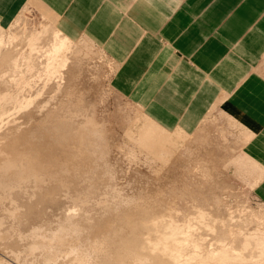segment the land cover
I'll return each mask as SVG.
<instances>
[{"label":"bare ground","instance_id":"obj_1","mask_svg":"<svg viewBox=\"0 0 264 264\" xmlns=\"http://www.w3.org/2000/svg\"><path fill=\"white\" fill-rule=\"evenodd\" d=\"M43 24L46 25L47 23ZM42 25L41 29L47 30L48 27L43 25V27H46L43 28ZM39 30L40 28L37 31ZM43 30L40 33H42ZM24 31L26 33L24 36H22L24 32H21V35L18 34L26 39L25 37H27L26 35L29 33L30 36H28L30 38L27 39H30V42L28 40L26 41L30 44L33 39L36 41V38H39L38 36L40 34L38 35L37 31L32 32L34 30H31V34L27 30ZM51 33L50 37L52 38H50V44L46 42L49 46L44 45L46 48L49 47V49L40 45L42 37H45L44 34H41L42 37H40V41L37 39L39 46H41L39 48H43L42 52L39 51L40 54H42V57H38L39 54H33L35 51L30 50L32 47L28 48L26 46V51L28 48L29 52L27 51L28 53H25L26 55H22L23 53L20 54L21 57L26 56L20 59L23 62L29 64L40 62V71L43 73L38 72L37 68H35V74L33 75H35V77H40V79L43 78L41 85L42 89L46 88L49 83L51 86V82L54 81V84L51 86L53 87L51 88L52 90H50L51 92L49 89L47 90L50 92V96L43 100H34L38 103H35L32 109H28L30 107L29 103L34 99V96L32 97L33 99L31 97L21 98L20 96L23 95V92L20 93V91H30L29 88L32 86L31 82L34 81L29 82L26 78L28 82L18 81L16 83L17 89L15 88V90L18 92L17 94L14 93L15 95H13L12 92L5 93L4 96L6 97V100L5 102L0 103V128L2 124L4 126V122L2 123V121H4L5 118L3 116L5 114L7 115V112L10 109H17V111H20L19 113L22 115L19 118H23L21 121H17V119L15 122L14 120L10 121V119L6 120L5 123L7 125L5 124V127L7 129L4 127L5 131H3V133L0 132V207L8 200L10 207H4V209L6 210L7 216L12 219V225L17 227L32 226L33 229L31 230L28 227L31 232L28 231L30 235L27 234L31 236V238L27 237L30 238L31 242H28L27 240L28 243L26 242V245H28L29 251L25 248L23 254L29 252L28 254H30V258L31 255L35 254L33 256L36 260H39V263L36 262L38 264H166V262L176 264V262L180 260L178 259L179 252L177 253L176 251L177 248H179L178 246H180L178 244H181L178 243V238L181 236L177 234L181 229L178 225L181 224H176L174 222L172 219L174 212L172 215L169 211L170 209L172 211V208L169 207L173 202H169L168 199L167 201L163 200V198L167 196L158 191L156 194H154L156 191L153 194L144 191L135 197V200L133 201L129 196H125L124 198L122 194L113 189V185L110 186V182L112 183L113 181H111L112 179H109L114 178L117 174L115 167L111 165V161L108 160L111 153L110 143L103 137L102 129H100L101 127L97 124L93 115H91L93 112L91 111V113L89 109L90 114L88 113V105L85 104L84 98L76 95L78 94L75 90L78 86L77 78L81 76L79 73V71H81L79 65H73V67H69L70 69L65 65L68 59H70L68 55L69 53L71 54L73 52L75 54L73 58H76L77 61L81 62L83 61L82 59L84 56L90 54L94 55V52L88 49V46L86 45H83V48H75L73 46L74 43L72 44L69 38L59 33L58 29L53 30ZM19 35L18 37H20ZM18 37H14V39L16 38L15 40L19 39L16 43L19 42L22 44V47L24 46L22 42L26 45V42L20 39L21 37ZM2 39L0 38V42L4 40ZM47 39L48 38H46V40ZM12 40H10V43ZM20 40H22V42ZM7 41L5 39L6 43ZM5 42L3 43L4 45ZM16 43L14 41L12 42V44ZM7 44L9 45V42ZM27 45L29 46V44ZM35 45V43H32V46ZM25 47L22 49L25 50ZM36 47L37 45L35 46V49H37ZM38 50L36 51L38 52ZM15 51H17V49L14 51L8 49L0 51L1 62L4 61L6 65L10 62V65H12L11 68H15L16 63L14 62L18 60L17 57H14V54L16 53ZM17 52L20 53V49ZM84 61L86 60L84 59ZM63 65H65L70 71L66 70L69 72V75L66 74L64 71L65 69H60ZM29 66L31 67L33 65ZM65 66L63 68H65ZM29 71L31 72V70ZM30 75L32 74L30 73ZM65 75L67 78H64ZM54 78L56 79L54 80ZM50 79L53 80L50 82ZM12 89H14L13 86ZM27 89L28 91H26ZM8 94L11 97L9 99H7ZM27 95H30V93ZM38 95H40V93ZM38 95L36 97H38ZM39 101L44 102L42 103ZM98 102L100 103V101ZM33 103L34 102H32V104ZM96 103L97 102H95V104ZM26 105L28 108L25 107ZM89 107L94 108V105L91 106L90 104ZM8 121L14 123L10 125ZM127 133L129 134L130 132ZM140 133L141 136L138 138V142H140L138 143L139 146L137 144L138 147L135 146L134 148L132 145L135 140H133V143L130 146L127 145V147H125L126 143L124 146L125 148L123 147L124 150H129V153L127 154L130 155L131 159L133 157L136 158L135 153L138 152L136 149L143 148V150L139 149V152L137 153V156L140 159L137 158L139 159V162L144 164V166L145 164L149 167L159 166L160 163L164 164L163 157H167L169 154L167 155L166 151H164L165 146L163 147V145L160 144L163 139L161 137H149L142 132ZM131 134L133 133L131 132L128 138L132 137ZM132 139L130 138V140ZM129 142L131 143L132 141ZM121 143H123V141ZM129 155L127 156L129 157ZM137 158L136 160H138ZM167 158H165V161H167ZM140 165L143 166L142 164ZM203 165L204 164L201 163V166L205 168ZM149 170H151V168ZM197 173L200 176L196 179L198 182H195L193 186L194 188H197L196 191H202L201 189H203L205 190V193H187L188 195L175 193L173 194L175 198L188 196L190 198L192 197V199L202 198L201 201H205L203 198L206 199L205 197L209 196L206 191H209L211 188L209 183L212 179L211 176L209 179H203L208 175L207 171L203 169L198 170ZM211 183L210 185H212ZM115 188L120 189L121 187ZM131 206H134L136 209H129ZM162 207H168L169 210L165 209L167 212H164ZM175 212L178 213L176 210ZM161 213H168L167 215L165 214V217H169V214L172 216H170L172 219L171 221L169 220L168 223L167 221L165 222L167 224L166 226L170 229L167 233L165 231L164 234H162L163 231L160 228L165 225L163 222L164 217H162L163 214ZM160 215L163 218L161 219L163 220L162 223H164V225L160 221ZM199 215H202V212H199ZM184 216L182 218H184ZM254 217L257 222H261L258 219L260 218L259 215H254ZM168 219L169 218H167V220ZM0 222L2 223L1 219ZM34 225L37 226L34 227ZM231 228L229 227V230ZM160 229L162 232H160ZM16 230H14V232ZM21 230L22 229H19L17 231ZM22 231L24 233V230ZM14 232L12 234L13 236L17 233L22 236V232ZM5 233L4 236L2 235V232L0 233L1 236H3L0 237L1 244L7 241L9 242L11 239V236H7L6 234L8 233ZM176 234L179 237H176ZM225 234L226 233L224 232V235ZM24 235L23 237H26ZM16 236L19 237L18 234ZM8 237L10 239L6 241ZM251 238L257 241L258 255L264 257V232L261 230H255L254 232L249 233V238L246 239ZM19 240L21 241V237H19ZM184 240L190 241L191 239L185 238ZM218 240L220 241V239ZM20 241H13V244L8 243L12 246V248L10 246L12 249L10 254L16 257H13V261L10 260V262L8 261L9 258H7V263L24 264L25 259H23V257L26 255L22 257V262L20 261L21 259H17V255L22 253L19 251ZM193 243L194 248L198 247L197 242ZM17 248H19V250ZM204 252L205 257L203 258L201 256L204 255L199 254L202 259L199 260V262L196 261L197 264H203L204 260L215 259V257L223 262H229L232 259L236 261L235 259H237V257L233 255L234 253L232 254L230 250L224 246L215 247L211 251ZM250 255L253 256V254ZM27 260H29V258ZM211 261V264H213L214 260ZM33 262L32 264L35 263Z\"/></svg>","mask_w":264,"mask_h":264},{"label":"rangeland","instance_id":"obj_2","mask_svg":"<svg viewBox=\"0 0 264 264\" xmlns=\"http://www.w3.org/2000/svg\"><path fill=\"white\" fill-rule=\"evenodd\" d=\"M41 23L42 24L47 23L46 25L45 24L43 25L49 28V29L47 28L48 32L46 29H45L46 31L41 29V25H42ZM39 28L40 30L37 31ZM43 28H46V27H43ZM0 29H1L0 38L1 39L3 38L4 40L3 39L2 40L4 42H5V39L7 41V38H8L7 43L9 42V45L6 42H5V45L3 44L4 43L3 41L0 42L1 44L0 51H3L5 49L13 50V51L17 49V51H19L20 49V53L15 51L16 53L14 54L15 55L14 57H17L18 59L17 61L14 62L16 63L15 68L13 67L11 68L12 65H10V62L9 64L6 65L5 62L4 61L1 62V59H0V86H1L0 103L5 102L6 100V97L4 96L5 93L12 92L13 95L18 93L15 90V88L17 89L16 83L18 81L28 82L29 80V82L34 81V82H31L32 86L29 88L30 91H28V89L26 90L28 92L20 91V93L23 92L22 94L24 96L21 95L20 93L19 94L21 95L20 96L21 98L22 97L32 98L34 96V99L32 98L33 100H31V102L29 103L30 107L28 108L27 105L25 106L28 109H32L35 103H38L35 101H38V99L43 100L50 96V92H51L50 90H52L51 88H53L51 86L54 84L53 83L54 81L51 82L53 79H50V82L52 83V85L50 86L49 85L50 83H49L46 86V88L42 89L41 85L43 82V78L41 77L42 79H40V77L38 76L35 77V75H33L35 74L34 73V71L36 70L35 68H37L38 72L43 73L42 71H40L41 70L39 66L41 65L40 62L39 63L34 62L32 64L23 62L20 59L26 56L21 57L20 54L23 53L22 55H26L29 52L28 48L32 47L30 50L35 51L33 52V54L34 53L35 55L39 54L38 57H42L41 56L42 54H40V52L43 51V48L42 49L39 48L41 46H39L37 39L39 40L40 37H42L43 34L45 35V33L47 32L46 33L47 36L45 35V37L48 39L46 40V38L43 36L41 41L40 40L39 41L41 42L40 45H42V47H45L47 45L49 46L50 44L49 41L51 42L50 38H52L50 37L52 34L51 32L58 28L55 26L54 22L52 21L51 16L49 15L47 11H45L40 5L33 2L32 0H28L22 6L18 7L16 11H14L13 13L3 14L0 12ZM24 30L29 31L30 34L32 32L37 31L38 32L37 34L38 35L40 34L38 36L39 38H36L37 42L35 41V39H33L31 44L29 43L30 39L29 40L27 39V38H30L29 33H27L29 36L26 35L27 36L25 37L26 39H24V37L22 38V36L26 34ZM31 30H34V31L31 32ZM42 30L44 33L43 32L40 33ZM21 32L22 33L24 32L22 36H20ZM59 33L63 34L60 30H59ZM16 34H18L21 38L18 37V35ZM10 35L12 36L14 35V36L12 37ZM15 36L25 41L26 45L24 42H22V40L20 41L23 43L24 45L23 47H22V44H20L19 42L16 43V41H18L19 39L17 38L18 40H15L16 39V38L14 39ZM65 36L69 38L72 44L74 43L73 46L75 48L76 47L83 48L86 45L88 46V49L94 52L93 53L94 55L90 54L88 56L87 55L84 56L83 59L81 58L83 60V61L80 60L81 62L77 61L76 58H73L75 55L73 52L71 54L69 53L68 55L70 59H68L65 65L68 66V68L73 67V65H76V64L79 65V69L81 70L79 71V73L81 76L79 77L77 76L79 79L77 78L78 86L75 90H76V93L78 92V94L76 93L75 94L82 96L84 98L85 104L88 105V107L90 106V104L91 106L94 105V108L87 107L88 113H89V109H90V112L91 111L93 112V113L91 112L92 113L91 115H93L97 124L101 127L100 129H102L103 137L106 138L105 140H107V142L110 143L109 145L111 146V151H110L111 153H110L109 158L108 157L107 158L108 160L111 161L110 162L112 163L111 165L115 167V170L117 172V174L114 176L115 179L114 178L109 179V180L112 179L111 181H113L112 183L109 181L110 186L113 185L114 188L113 187L112 188L115 189L120 194H122L124 198L125 196H129L130 199L133 201L135 200V197H137L140 193H143L144 191L149 194L151 193L153 194L156 191L154 194L160 192L161 194H164L165 196H167L163 198V200L167 201L168 199L169 202H173L172 203L173 205L175 204L174 210H173L172 204H171L172 207L171 205L170 207L168 206L169 208H172V211L171 209L169 210L168 207L166 208L162 207V209H164L163 210L164 212H167L165 210L167 209L171 212L172 215L174 212L175 216L173 215L172 217L171 214H169V217L168 216L165 217L166 213L164 214L161 213L163 214L162 217H164V219L161 217V215H160V219L162 218L164 221L162 219L160 221L161 223L162 221L164 223L167 221L168 223L169 220L171 221L173 219L176 224H181V225H178L179 227H181L180 229L181 232L178 231L177 233L181 237H179L176 234V237H179L178 243H181V244H178L180 246H178L179 248H177V251L175 250L177 253L179 252L178 259H180L179 261L176 262V264L177 263L187 264V262L188 264H197L196 261L199 262V260L202 259L201 257L203 258L205 257L204 251H211L215 247H220V246H224L225 248L229 249L232 254L234 253L233 255L237 257V259H235L237 262L234 261V259L230 260L231 262L230 261L223 262V261L218 260V258L216 259L215 257V259L204 260L203 264H211L212 263L211 260H214L213 264H216V263L232 264L233 262H234L233 264H237V263L238 264H264V257L258 255L259 252L257 249L258 248L257 241L253 240L252 238L246 239V238H249V233L254 232L255 230H261L264 232V205L262 204L261 201H259V199L256 197L254 193V187L258 183L257 179L260 177V174L257 172V167L253 166L249 160H246L244 158V153L241 151V146H240L242 143L245 142V140L249 138V135H247V137L244 135L245 133H247L246 132L247 129H245L233 115L221 109H217V108L210 109L205 115V117L202 119L199 126L192 133L184 131L180 128L167 129L159 125L155 120L150 118L144 110H142L141 105L135 103L134 101L129 99L127 96L117 91L112 86L110 79H111L112 73L116 65L99 45H97L93 40H91L90 38L86 36H82L76 39L68 35H65ZM11 37L14 40H12ZM9 38L10 40H12V42L14 41L16 44H12V42L10 43ZM26 40H28L29 42ZM46 42L49 44H47ZM32 43L33 44L35 43L37 45L36 47L37 49H35L36 45L32 46ZM27 44H29V46ZM25 46L28 47L27 48L28 52L26 51ZM21 47L22 48L25 47V50L22 49ZM46 49H49V47H47ZM36 50H38V52ZM84 59L86 61H84ZM29 65H33V66L30 67ZM65 65L61 66L60 69L61 70L65 69L64 71L66 72L67 75H69L70 71ZM64 66L65 68H63ZM29 70H31V72ZM66 70H68L69 72ZM30 73L33 76L30 75ZM62 73L65 74L64 72ZM65 76L64 78H67V76L66 77ZM55 79L56 78H54V80ZM12 86L14 89H12ZM48 89L50 92L47 91ZM38 92L40 93V95H38L39 94ZM29 93L30 95L31 94L32 95L31 96L27 95ZM33 93H36L38 97H36L37 95ZM9 98L11 97L8 94L7 99ZM97 100L100 101V103ZM94 101L97 103L95 104ZM32 102L34 103L32 104ZM39 102L43 103L44 101H39ZM21 109H25V108H21ZM19 112L20 111H17V109H10L7 112L8 114L7 115L5 114L3 116L5 118L4 121H2V123L4 122V126L3 124L1 125L0 132L3 133V131H5V128H6L5 126L7 125L5 123L6 120L10 119V121L14 120L15 122L17 119H18L17 121H21L23 119V118L22 119L19 118L22 115ZM14 116L17 118H15ZM14 122H9V124L11 125ZM127 132L133 133L131 134L132 137H130L131 139L134 137L132 140L128 138L130 133L128 134ZM140 132L144 133L145 135L149 137L154 136V137H161L163 139V141L160 144L163 145V147L165 146L164 151H166L167 155L168 154L169 155L167 156L168 158L163 157L164 159L163 161L165 162L164 164L160 163L159 165L158 163L160 167L159 166L149 167L146 164L144 166L143 163L139 162L140 158L137 156V153L139 152L140 148H137V147L139 146L138 143H140L138 142V138L141 136ZM133 140H135L134 143H133ZM122 141L123 143H121ZM129 141H132V142L130 143ZM131 144L134 146V148L138 144V146L136 147L137 148L136 150L138 152L135 153L136 158L137 157L139 158V159L137 158L138 160H136V158L134 157L131 159L130 155L127 154L129 153V150L128 149L124 150V148L127 147V145L130 146ZM140 147H141V144H140ZM141 149L143 150V148ZM124 152H125V155H124ZM122 153L124 156L122 155ZM127 155H129V157ZM165 158H167V161H165ZM201 163L204 164L203 166L205 168L201 166ZM140 164H142L143 166H141ZM154 167L157 169H155ZM150 168L151 170H149ZM201 169L207 171L208 173V175L205 176L203 179H206V178L209 179L210 176L212 179L210 180V183L212 182L211 183L212 185H210L208 181L209 186L211 188L209 189V191L208 190L206 191V193H208L209 196L207 197L204 196L206 199L203 198V200L205 201L202 202L201 201L202 198L192 199V197L190 198L188 196L175 198L173 196V194L175 193L182 194V195H188L187 193H198V192L205 193V190L203 189H201L202 191H196L197 188H194L193 186L195 182H198L196 179L200 175H198L199 172L197 173V171ZM115 187H118V188L121 187V188L117 189ZM192 189H195V190H192ZM194 199L197 201H195ZM4 207H10L8 200L4 203V205L2 204L0 207V212L2 213V214L0 213V219L2 221V223L0 222L1 224L0 230L2 228L0 233L2 232L3 236L5 232L8 233V234L6 233L5 234L7 236L10 235L11 239L8 237L6 241L10 239L9 242L7 241L2 244L0 243L1 244L0 245V253H1L0 254V264H9L7 263V258H9L8 261L10 262V260L13 261L14 259L13 257H16L10 254L12 252V249H11L12 246L9 244L11 243L13 244L14 243L13 241L19 242L20 241L19 237H21V241H20V244L19 243L17 244H19L20 250L19 248L17 249L22 253L20 254L18 252L19 254L17 255V259L18 260L21 259L20 260L21 262L23 259H25L26 261L24 260V264L26 262H27L26 264H32V262L36 260V258H34L33 256L35 254L31 255V258H30V254H28L29 252H26L23 254V251L25 252V248H27L28 250L27 249L26 250L29 251L28 245L26 244L28 242H31L30 240L31 236H29L30 233L28 232L30 231L28 229L29 226H26L27 228L25 226H22V227L18 226L19 227L18 228L17 226L12 225L13 221L11 218L7 216L6 210L4 209ZM129 209H136V208L134 206H131L129 207ZM175 210L178 213H176ZM199 212H202L203 216L199 215ZM254 215H257V216L259 215L261 219L260 218L258 219L261 222H257L255 220ZM170 216L172 217V219L170 218ZM183 216L184 218H182ZM250 216H253V217H250ZM53 218H56V217H53ZM167 218L169 219L167 220ZM164 223L162 224L164 225ZM166 225L167 224L165 223L164 226L160 227L163 231L162 234H164L165 231L167 233L168 230L170 229ZM36 226L37 225H34V227ZM229 227L230 228L232 227L233 229L231 228L229 230ZM14 228H16L17 230L19 229L24 230L25 235L22 230L17 231ZM29 228L33 230L32 226ZM13 229L16 231L14 232ZM161 229H160V232H162ZM223 231L226 233L225 235ZM13 232L14 233L22 232L21 233L22 236H20L19 233H17L19 237L16 236L17 234H14L15 236H13L12 235ZM6 235L5 237L7 238ZM23 235L26 237H23ZM3 236H1L0 234V237H3ZM27 236L30 238H28ZM184 237L190 238L191 240L190 241L184 240L185 239ZM218 239H220V241ZM193 242H197L198 247L194 248ZM184 243H188V244H184ZM6 245L9 247H7ZM184 245H187V246H184ZM199 254L204 255V256L200 257ZM250 254H253V256ZM10 255H11V259H10ZM24 255L26 256L23 257ZM28 258L29 260H27ZM34 262L39 263V260L37 259ZM170 263L166 262V264H170Z\"/></svg>","mask_w":264,"mask_h":264},{"label":"crops","instance_id":"obj_3","mask_svg":"<svg viewBox=\"0 0 264 264\" xmlns=\"http://www.w3.org/2000/svg\"><path fill=\"white\" fill-rule=\"evenodd\" d=\"M26 1L0 0V12ZM32 1L63 35L99 45L112 86L159 125L192 133L210 109L233 115L264 205V0Z\"/></svg>","mask_w":264,"mask_h":264}]
</instances>
